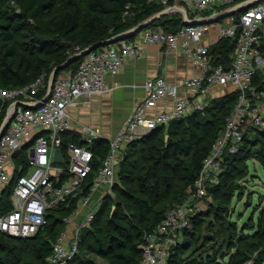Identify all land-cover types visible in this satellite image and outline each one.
Here are the masks:
<instances>
[{
  "label": "built area",
  "instance_id": "2783aa9c",
  "mask_svg": "<svg viewBox=\"0 0 264 264\" xmlns=\"http://www.w3.org/2000/svg\"><path fill=\"white\" fill-rule=\"evenodd\" d=\"M157 1L168 12L181 11L184 21L201 20L203 13L223 6L234 12L224 17L228 25L220 26L217 39L209 44L201 38L220 20L185 24L176 32L146 27L132 38L98 47L82 57L76 70H63L56 76L46 100L48 89L45 96H38L43 75L25 86L0 88V233L27 239L45 232L49 217L60 220L63 227L42 264L76 260L81 233L91 226L103 199L111 194L118 181L119 162L131 142L210 108L212 100L220 97L211 90L221 88L225 90L222 96H236L223 128L186 196L166 211L155 228L143 233L139 245L141 264H167L206 206L207 188L219 182L226 155L236 153L251 131L264 130V89L257 84L264 81V0ZM10 5L20 12L15 0ZM189 11L198 16L189 19ZM226 38L235 39L229 63L215 65L210 48ZM144 44H157L166 55L181 53L200 72L180 86L169 84L163 76L148 78L143 84L144 97L108 141L105 156L97 157L92 145L99 133L84 125L73 128L67 108L109 90L106 77L138 58ZM180 89L186 94L181 95ZM161 100H169V107L150 112ZM69 132L78 134L83 143L65 142L63 135ZM57 149L60 161L55 160Z\"/></svg>",
  "mask_w": 264,
  "mask_h": 264
},
{
  "label": "trees",
  "instance_id": "16d2710c",
  "mask_svg": "<svg viewBox=\"0 0 264 264\" xmlns=\"http://www.w3.org/2000/svg\"><path fill=\"white\" fill-rule=\"evenodd\" d=\"M15 1L18 7L20 6V12L15 11L10 5V0H0V88L25 86L43 75L44 86L38 92L40 98L45 96L47 92L48 78L52 70L63 64L70 56L88 48L96 42L106 40L133 29L140 23L161 14L165 10V7L158 3L157 0ZM21 1L24 2L25 5L23 8L21 6ZM56 5H60L61 7L57 11L60 12L59 16H61L60 24L64 27L65 32L69 36L68 45L60 44V40L57 39L47 40L46 37L39 34V28L36 25H31L28 21L29 18H38L41 17L44 12L56 9ZM226 9L227 6H223L218 8L217 11L224 12ZM208 13L210 12L203 13L201 16L203 17V15ZM194 15H196V13L191 11L188 12L189 19H193ZM99 16H112L113 20L107 25L98 18ZM185 24L181 11H171L160 15V17L155 19L148 27H161L164 31L176 32ZM25 29H27L26 32H24ZM20 38H24L22 43L26 46L25 48L18 44ZM11 43H13V46H10ZM234 46V38L221 39L211 46L210 53L214 57L215 65L222 64L227 66ZM76 47H78L79 50H75ZM81 59L82 57L73 61L64 70L70 69L71 66L70 71L76 70ZM61 71L63 70H59L57 75ZM257 84H259L261 89H264V81H259ZM235 102V94L217 97L212 100V106L210 108L174 120L167 128L158 127L147 136H143L131 142L122 160L119 162L118 172L121 167L124 168L126 166L128 159L137 151L139 145L146 141L158 139L164 129L170 139L171 137H179V140L170 141L169 145L162 142L160 146L151 144V146L144 148V150L140 148L139 151H141L138 155V159L129 163L130 174L132 175L130 182H135L139 193L145 195L143 199L136 197L135 201L143 208L144 212L150 216L143 217L142 225L136 224L127 227L120 224H112L111 231L117 236H110L109 233L100 226L92 228V225L99 220L96 215L91 226L82 231L79 249H82L86 239L89 238L93 241L92 251L98 257L106 260L105 264H141V250L139 245L143 241V233L155 228L164 217L166 211L175 205L174 204L165 211L159 210L156 215L151 214L150 198L155 199L162 191L166 190L163 186L166 187L172 195L176 192V190H172V185L169 182V179L172 178L174 167L176 166L168 165L166 160L186 157L192 150L195 152L192 170L189 172L187 178L191 187L199 172L203 158L208 154L213 140L223 128L225 119ZM209 133L212 134L211 141L204 142V144L201 145L205 136ZM261 135H264V130L251 131L245 136L236 153H228L226 155L224 171L219 176V182L207 188L209 196L214 195L221 186L222 179L228 174L230 163L234 162L237 159V155L244 152L248 147L249 150L253 149V142H259L257 136ZM63 136L65 142L83 143L76 133H64ZM92 149L97 157H104L108 151V142L99 138L93 142ZM258 154L260 156L259 158L264 160V154L260 151ZM151 163H154V165L152 166ZM125 177L128 176L126 175ZM185 196L186 194L184 197ZM180 201H182V199L178 202ZM114 215H116V213H114ZM203 215L202 212L199 213L195 217V220L201 218ZM62 227L60 220L49 217L47 230L45 232H39L31 238H12L2 233H0V236L19 241L33 240L39 247L35 254L36 260L39 264H42L45 257L51 252V241L59 234ZM258 228L259 230L257 234H255L257 238L255 247L258 249V257L255 258L254 264H263L264 207L261 210ZM123 238L125 239L124 241ZM132 242L134 243L133 246L127 245V243ZM132 249L134 253H132ZM180 249L178 247L174 249L167 264L174 263L173 261L177 255V250ZM0 250L5 253L4 258L0 257V264H6V262L10 264L11 260L18 258L19 251L16 245L9 246V244H5L0 240ZM77 259L78 256L76 260ZM24 264L32 263L25 262ZM79 264L102 263L86 259Z\"/></svg>",
  "mask_w": 264,
  "mask_h": 264
},
{
  "label": "rangeland",
  "instance_id": "374dc122",
  "mask_svg": "<svg viewBox=\"0 0 264 264\" xmlns=\"http://www.w3.org/2000/svg\"><path fill=\"white\" fill-rule=\"evenodd\" d=\"M21 6L22 8L25 6L22 1ZM59 8H61L60 5H56V9L44 12L41 17L29 18L28 21L31 25H36L39 28V34L46 37L47 40L57 39L60 40V44L68 45L69 36L60 24L61 16H59L60 12L57 11ZM212 14L215 15L217 12L213 11ZM210 15L211 13H208L203 17ZM197 16L194 15V17ZM98 18L107 25L113 20L112 16H99ZM219 25L224 27L228 25L225 18L220 20ZM23 40L24 38H20L18 44L25 48L26 46L22 43ZM10 46H13V43ZM71 67L65 71H70ZM208 135L205 136L201 145L211 141L212 134L209 133ZM166 136L168 135L164 129L158 139L146 141L139 145L137 151L128 159L126 166L120 168L115 188L100 206L97 212L99 220L92 225V228L100 226L110 236H117L111 231L112 224L127 227L136 224L142 225L143 217L150 216L135 201L136 197L143 199L145 195L139 193L135 182H130L132 175L130 174L129 163L138 159L140 148L144 150L151 144L160 146L162 142L169 145L170 141L179 140V137H171L170 139L169 136L165 139ZM257 138L259 142H253V149L249 150L248 147L244 152L237 155L234 162L230 163L229 169L227 168L228 174L222 179L217 192L212 196H206V206L202 211L204 215L192 222L178 245V248L181 247V249L177 250L173 264H254L255 258L258 257V249L255 247L257 242L255 234L259 230L258 222L264 207V160L259 158L258 154L259 151L264 154V135L257 136ZM194 155L195 152L192 150L186 157L166 160L168 165L176 166L172 178L169 179L172 190H176V192L172 195L163 186L166 190L162 191L155 199L150 198L152 215H156L159 210H167L187 194L190 187L187 178L192 170ZM151 165L153 166L154 163ZM126 175L128 177H125ZM0 240L9 246L16 245L18 247V258L11 260L10 264H24L25 262L39 264L35 255L39 247L33 240L19 241L1 236ZM92 245L93 241L89 238L86 239L82 249H79L78 259L72 264H79L86 259L105 264L106 260L98 257L92 251ZM127 245L133 246L134 243H127ZM132 253H134L133 249ZM4 255V251L0 250V257L4 258ZM6 264L9 263L6 262Z\"/></svg>",
  "mask_w": 264,
  "mask_h": 264
},
{
  "label": "crops",
  "instance_id": "0c3cea01",
  "mask_svg": "<svg viewBox=\"0 0 264 264\" xmlns=\"http://www.w3.org/2000/svg\"><path fill=\"white\" fill-rule=\"evenodd\" d=\"M216 12L215 15L211 12L208 17L200 16V19L211 20L223 11ZM219 29V22L217 25H210L201 42L209 44L217 39ZM199 72V67L181 53L166 55L159 45L144 44L138 58L128 60L118 74L106 77L109 90L92 95L87 102L81 101L69 106L67 114L73 128L80 125L89 126L99 133L100 139L108 142L121 129L135 105L144 97L143 84L148 78L163 76L169 84L180 86L183 80ZM211 92L222 96L225 90L213 88ZM180 94L185 95L186 92L180 89ZM169 105V100H161L150 112L167 109Z\"/></svg>",
  "mask_w": 264,
  "mask_h": 264
},
{
  "label": "water",
  "instance_id": "95a60500",
  "mask_svg": "<svg viewBox=\"0 0 264 264\" xmlns=\"http://www.w3.org/2000/svg\"><path fill=\"white\" fill-rule=\"evenodd\" d=\"M167 12H168L167 10H164L161 14H159V15L153 17V18H150V19H148V20H146V21H144L142 23H140L139 25H137L135 28H133L131 30H128V31H126V32H124L122 34H118V35L113 36L111 38H108L106 40H103V41H100V42H96V43L92 44L91 46H89L88 48L83 49V50L79 51L78 53L70 56L63 64H61L60 66L54 68L52 70V72L50 73L49 78H48V83H47L48 92H47V95L45 96L44 99L46 100L48 98V95H49L50 90L52 88L53 82H54L59 70H64L73 61L77 60L80 57H83L84 55L88 54L92 50L97 49L98 47L109 45L111 43H115V42H117L119 40L127 39V38L135 35L136 33L140 32L142 29L148 27L155 19L160 17V15H163V14H165ZM233 12H234V10L231 9V10H227L225 12H222L221 14L217 15L216 17H214L211 20H193V21L186 20L185 23H186V25L210 23V22L217 21V20H219L221 18H224V17L232 14ZM185 16H186V12H184V18H185ZM167 137L168 136H166L165 139H167ZM55 160L56 161H60L61 160L60 150L59 149H57L56 152H55Z\"/></svg>",
  "mask_w": 264,
  "mask_h": 264
}]
</instances>
